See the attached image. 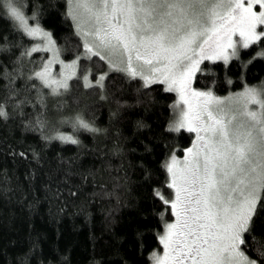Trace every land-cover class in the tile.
Instances as JSON below:
<instances>
[{
  "label": "trees",
  "instance_id": "obj_1",
  "mask_svg": "<svg viewBox=\"0 0 264 264\" xmlns=\"http://www.w3.org/2000/svg\"><path fill=\"white\" fill-rule=\"evenodd\" d=\"M15 3L27 16L35 13L30 24L51 34L63 61L77 58L78 69L67 89L53 95L35 77L49 51H31L40 40L17 30L0 8V105L6 113L0 117V264H150L173 220L164 203L172 198L164 165L181 157L193 138L168 130L175 94L158 83L145 88L98 56H85L66 0ZM262 50L264 40L226 63L203 61L194 87L222 95L261 85ZM85 76L93 82L104 76L103 87H86ZM73 117L99 131L74 128L67 123ZM254 219L257 241L264 243V200ZM246 241V255L264 264L260 243L247 235Z\"/></svg>",
  "mask_w": 264,
  "mask_h": 264
},
{
  "label": "snow or ice",
  "instance_id": "obj_2",
  "mask_svg": "<svg viewBox=\"0 0 264 264\" xmlns=\"http://www.w3.org/2000/svg\"><path fill=\"white\" fill-rule=\"evenodd\" d=\"M66 4L67 16L83 38L89 59L99 56L110 69L142 80L145 88L158 83L166 85V92L176 91L180 100L173 108L179 110L178 118L168 130L196 133L183 163L173 155L164 165L171 175L168 187L175 189V200L164 203L171 205L176 223L166 222V232L160 236L166 251L163 256L153 253L155 264H257L241 245L246 246V235L260 243L254 218L264 200V83L246 87L227 101L192 91L193 97L204 98L195 105L183 89L201 70L202 60L213 55L225 62L238 58L239 50L231 40L218 54L206 52V45L219 41L221 30L239 27L240 46L245 49L264 40V28L256 30L264 26V0H66ZM254 5L262 10L253 11ZM0 8L7 9L17 30L41 38L43 44L31 51L42 46L45 51L55 49L51 34L38 22L30 24L36 20L35 13L27 16L15 0H0ZM259 55L264 57V50ZM54 58L59 60L58 52L54 51ZM75 63L64 67L71 69ZM50 76L48 65L35 73L53 95L60 88L67 89L70 76L60 80ZM103 80L100 76L96 86L102 88ZM5 116L0 105V117ZM73 127L99 131L79 117ZM57 138L79 143L72 136ZM257 251L264 260V243Z\"/></svg>",
  "mask_w": 264,
  "mask_h": 264
},
{
  "label": "rangeland",
  "instance_id": "obj_3",
  "mask_svg": "<svg viewBox=\"0 0 264 264\" xmlns=\"http://www.w3.org/2000/svg\"><path fill=\"white\" fill-rule=\"evenodd\" d=\"M260 10H262V9H259V6H258V5H254V6H253V11H260ZM71 20H72V19H71ZM72 23H73L74 28H75V30H76V26H75V23L73 22V20H72ZM31 25L35 26L34 24H31ZM232 27L235 28V31L224 32L223 30H221V37H220L219 41L217 42L216 40H214V41L210 42L209 45H206V46H205V50H206V52L209 53L210 55L220 53L221 51H223V50L226 48V46H227L228 43H229V40H231V42L237 46L238 50H241L243 47H241L240 44H241L243 38H242L241 35H240V29H239V27H237V26H235V25H233ZM260 27H261L260 25L257 26V29H256L257 32L260 31V29H259ZM76 32H77V30H76ZM77 33H78V32H77ZM78 35L81 37L80 34H78ZM35 39H36V40H40V43H37V46H40V45L43 44V42H42V40H41L40 37H36ZM81 39H82V42H83V45H84V40H83L82 37H81ZM44 46H46V45H44ZM40 50H43V46L40 47ZM43 51H44V50H43ZM48 51H49V55H48L49 58H48L47 62L45 63V65H48V69H49V72H50V74H51V76H50L51 79H57V80H60V79H65V77H67V76H70V78H72V77H74V76L76 75V73H77V69H78V67H77V58H74L73 60H70V61H63V60L59 57V60L57 61V60L54 58V51H55V52H58L57 47H55L54 50L50 49V50H48ZM227 51L230 52L231 49H230V48H227ZM83 54H84L85 56H88V55H89V54H87V53L85 52V48H84V50H83ZM58 55H59V53H58ZM98 57H99V56H98ZM230 59H232V57H229V59L227 60V62H228ZM217 60H220V61L225 62L224 59H222V58H216V55H213V58H212V59H204V60L201 61V63H202L203 61H217ZM73 61L76 62L73 68H71V69H66V68L64 67V65H71V64L73 63ZM104 61H105V60H104ZM49 62H51V63H49ZM105 63L108 65V63H107L106 61H105ZM201 63H200V64H201ZM225 63H226V62H225ZM200 64H199V67H200ZM43 68H44V67H43ZM108 68L110 69L109 65H108ZM42 70H43V69H42ZM42 70H40V71H42ZM111 70H112V69H111ZM196 72H197V71H196ZM196 72H195V74H196ZM195 74H194V76H195ZM194 76H192V77L189 78V80H188V82H187V87H186L185 89H183L184 94H185L186 98L189 100V103H190L191 105H195L197 102H202V101L204 100L203 97H193V96L191 95V92H192V91L202 92V93H211L214 97L219 98V99H221V100H225V101H227L228 98H233V99H234V98L237 96V94H239V93H243L244 90H245V88L248 87V86H246V87H244L243 89L238 90V91H235V92H228V93H226V94L216 95V94H214V93H213L212 91H210V90L196 89V88L194 87V85H193ZM70 78H69V79H70ZM69 79L66 80V83H68ZM141 81H142V80H141ZM82 82H83V84L86 86V84H88V85H93V84H95L97 81H96V82H93V81H91V79L87 76V81H85V79L82 78ZM142 83H143V81H142ZM162 85H163V84H162ZM53 87H55V85H53ZM163 87L165 88L166 85H163ZM251 87H256V86H251ZM63 89H64V88H60V89H58V91H59V92H62ZM51 90H52V89H51ZM173 93L175 94L174 105H176V104L179 102V100H180V95H179L176 91H173ZM174 105H173V106H174ZM233 106H235V105H233ZM180 107H181V108H185V110H187V106H185V105H183V104H181ZM255 107H256L255 105H249V108H255ZM178 112H179L178 109H175V110H174V108H173L172 117H171V120H170L169 126H170L171 122H172L174 119L178 118ZM76 119H77V117H73V118L67 120V123H68L69 125H74L75 122H76ZM205 119H206V117H205ZM181 130H185V131H187L186 129H181ZM191 133L193 134L192 143H191V145H190L188 148H186V149L191 148L192 145H193V142L196 140V133H195V132H191ZM201 135H203V132L201 133ZM186 149H184L183 154H182L181 157H176V156H175L176 159H177L178 161L181 162V164L183 163V161H184V159H185V155H186V151H185V150H186ZM170 160H171V157L168 159L167 162H170ZM177 167H179V165H178ZM167 174H168V181H169L168 184H169V183L171 182V175H170V173H168V171H167ZM171 200H175V189H174V188H172V198H171ZM172 212H173V210H172ZM169 223H176V216L173 215V220H172L171 222H169ZM165 232H166V227H164V230H163L162 233L159 235V245H160V247H161V250H160V251L153 252V253H157L158 255H161V256H163V255L165 254V251H166V250L164 249L163 244L160 243V236L163 235V234H165ZM169 254H171L170 250H169ZM152 256H153V254H152ZM152 256H151V258H150V264H155V261H154V259L152 258ZM186 264H190V262H186Z\"/></svg>",
  "mask_w": 264,
  "mask_h": 264
}]
</instances>
